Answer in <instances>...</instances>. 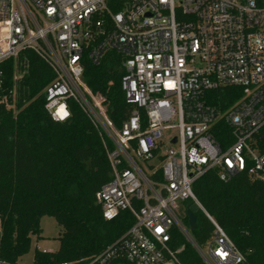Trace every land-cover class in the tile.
Segmentation results:
<instances>
[{"label":"built area","instance_id":"built-area-1","mask_svg":"<svg viewBox=\"0 0 264 264\" xmlns=\"http://www.w3.org/2000/svg\"><path fill=\"white\" fill-rule=\"evenodd\" d=\"M111 52L133 107L120 129L83 78L85 54L99 65ZM29 54L56 75L43 91L50 117L67 121L73 102L103 140L112 177L96 195L103 218L135 217L90 264H182L170 247L174 228L205 264L244 262L193 186L212 170L225 182L242 173L264 182V153L254 146L264 127V0H0V109L17 114ZM227 88L241 98L221 110L210 95ZM187 201L214 226L211 244L197 245L181 220Z\"/></svg>","mask_w":264,"mask_h":264},{"label":"trees","instance_id":"trees-1","mask_svg":"<svg viewBox=\"0 0 264 264\" xmlns=\"http://www.w3.org/2000/svg\"><path fill=\"white\" fill-rule=\"evenodd\" d=\"M29 56L17 114L0 109V263L18 264L30 253L32 237L41 239V220L52 217L63 229L60 247L53 252L37 249L33 264H90L129 232L135 217L123 212L113 221L103 218L96 195L112 179L103 140L73 102L67 121L56 122L50 117L43 91L56 75L39 56ZM83 65L85 83L95 94L106 97L111 120L122 128L133 107L126 104L121 87V57L111 52L95 65L85 54ZM4 69L10 80L13 63ZM210 96L212 105L227 110L241 98V91L227 88ZM229 133L224 125L217 134L223 146ZM254 146L264 153V127ZM193 191L245 256L242 264H264V182L247 173L225 182L212 170L194 184ZM193 205L191 201L182 203L181 216L187 228ZM196 218L197 229L190 233L195 243L204 247L212 242L214 226L200 210ZM170 247L182 264H205L175 228Z\"/></svg>","mask_w":264,"mask_h":264},{"label":"rangeland","instance_id":"rangeland-1","mask_svg":"<svg viewBox=\"0 0 264 264\" xmlns=\"http://www.w3.org/2000/svg\"><path fill=\"white\" fill-rule=\"evenodd\" d=\"M180 206L182 208V203H180ZM181 214L180 209L179 216L182 220ZM41 228L43 230L41 239L35 236L32 237V248L30 253L22 257L18 264H33L34 254L37 249L45 252H53L59 249V239L63 233V229L58 225L56 220L52 217H44L41 220Z\"/></svg>","mask_w":264,"mask_h":264},{"label":"water","instance_id":"water-1","mask_svg":"<svg viewBox=\"0 0 264 264\" xmlns=\"http://www.w3.org/2000/svg\"><path fill=\"white\" fill-rule=\"evenodd\" d=\"M199 211V207L197 205H193L191 210L188 212L189 217V227L191 230L197 229V218L196 213Z\"/></svg>","mask_w":264,"mask_h":264}]
</instances>
